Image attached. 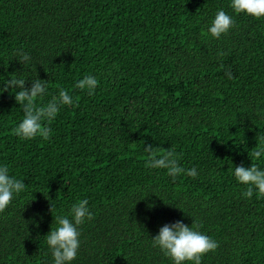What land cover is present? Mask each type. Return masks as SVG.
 I'll return each mask as SVG.
<instances>
[{"label":"trees","instance_id":"trees-1","mask_svg":"<svg viewBox=\"0 0 264 264\" xmlns=\"http://www.w3.org/2000/svg\"><path fill=\"white\" fill-rule=\"evenodd\" d=\"M230 5L0 0V87L38 77L48 80L38 105L61 87L73 98L49 139H22L12 131L22 107L0 88V165L26 184L0 212V264H54L46 235L82 199L94 218L70 264H174L152 238L178 220L219 242L202 264H264V197L243 196L234 176L264 168L249 156L264 137V17ZM221 9L235 25L217 39L208 28ZM86 75L98 80L92 95L75 88ZM149 144L198 175L146 167Z\"/></svg>","mask_w":264,"mask_h":264},{"label":"clouds","instance_id":"clouds-1","mask_svg":"<svg viewBox=\"0 0 264 264\" xmlns=\"http://www.w3.org/2000/svg\"><path fill=\"white\" fill-rule=\"evenodd\" d=\"M230 6L237 14L245 12L256 18L264 17V0H231ZM234 25V19L221 9L215 14L208 32L212 37L219 39L221 34L227 33ZM17 55L21 63L30 60V56L22 50ZM220 55H224V53H220ZM228 75L230 79L233 78L230 72ZM47 81L37 77L33 79L31 87H26V79L11 75V79L4 80L3 86L0 87L2 91L9 89L14 91L15 100L22 107L23 120L12 130L13 134L22 139H33L36 136H40L44 140L49 139L51 128L48 127V123L55 119L61 106L73 105L72 96L62 87L59 89L58 95L52 96L47 103L38 105L37 98H42L47 91ZM97 86L98 80L92 75L84 76L75 84V88L87 90L89 95L94 94ZM144 151L149 154L146 167L166 169L167 174L173 179L181 173L193 178L198 175L195 167L186 170L180 166L179 154L174 149H156L149 144L144 147ZM249 156L252 161L264 156V137L259 138L256 146L249 152ZM234 176L238 182L246 186L242 193L243 196L251 199L255 192L258 199L264 197V168L253 162L250 167H244L241 164L234 167ZM25 189L24 181L10 175L7 165H0V212L5 211L14 195ZM88 203L87 199L79 200L71 206L70 216H55L58 226L51 228L46 235L54 264H70L76 258L80 247L79 226L85 220L94 218ZM54 207L51 203V212ZM199 227L200 225L194 220L191 226L180 220L172 224H165L152 238V245L159 247L166 256L173 260L174 264H182L186 261L202 264V256L208 252H214L219 247V242L203 234L199 231Z\"/></svg>","mask_w":264,"mask_h":264}]
</instances>
